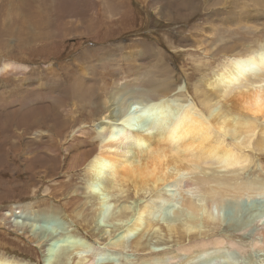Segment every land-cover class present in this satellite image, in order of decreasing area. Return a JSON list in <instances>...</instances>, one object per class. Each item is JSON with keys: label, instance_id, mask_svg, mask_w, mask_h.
I'll list each match as a JSON object with an SVG mask.
<instances>
[{"label": "rangeland", "instance_id": "374dc122", "mask_svg": "<svg viewBox=\"0 0 264 264\" xmlns=\"http://www.w3.org/2000/svg\"><path fill=\"white\" fill-rule=\"evenodd\" d=\"M0 5L3 6L0 28L4 38L0 82L6 84L0 85L5 87L0 89L1 139L8 137L14 128L1 124L10 117V98L5 93L10 77L13 83L17 82L22 94L23 111L18 119L23 120L28 114L45 119L40 138L34 137L31 130L17 140L19 153L10 155L4 148L2 154L6 157L0 164V208L30 202L37 207L34 211H39L47 208L41 204L45 202L60 211L58 220L33 216L28 211L18 216L22 217L20 221L31 226L29 228L37 235L42 231L65 235L67 228L76 229L65 235L61 244L60 241L53 244L50 260L45 264H80L92 260L95 264H264L263 152L246 150L243 153L248 155L251 163L228 171L205 172L206 176L230 181L232 190L223 189L220 183L199 185L198 190L192 183L187 187L169 184L158 196L146 195L138 201L129 196L131 199L126 203L113 200L102 207L88 194L81 193L79 189L84 187L85 171L71 169L68 159L74 158L73 152L67 159L62 150L64 143L73 147L78 144L77 138L65 137L71 130L70 120L76 113L80 114L79 92L90 90L94 96H99L102 91L110 94L116 88L138 84L140 79L147 84L152 76L153 79L168 80L172 89L182 86L186 98L193 99L195 87L227 65L225 57L243 54L258 44L264 46V0H0ZM17 54L20 55L18 61ZM12 63H17L15 65L23 72L11 68L2 71L3 64ZM30 69H35L34 75L28 74ZM35 75H40L41 80ZM104 99L102 96L101 101ZM173 99L168 116L179 104L178 98ZM137 111L132 112L136 114ZM159 114L158 110L145 112L136 121H155ZM84 123L93 129L91 119ZM263 126L264 123L258 122L256 134ZM48 128L56 129L58 136L53 132L51 137L46 131ZM259 139L260 135H255L254 140ZM27 150L43 160L36 157L29 160L31 155L23 153ZM25 161L31 162L32 169L24 167ZM65 167L70 171L68 178L62 171ZM39 173L44 175L43 183ZM72 176L77 177L74 183H64V186L58 183L61 180L67 182ZM100 187L103 189L102 184ZM75 189L78 193H73ZM210 189L217 190L220 195L226 194L222 207L212 208V221L205 219L209 209L205 193ZM189 202L199 210L197 213L190 210ZM84 203H88L85 214L86 219L90 216V221L88 219V223L77 227L73 215L80 212ZM118 205L129 207L128 219L113 221ZM144 206H150V211L146 209L140 227L143 229L145 220L150 217L153 228L150 231H141L140 227L137 231L132 230L130 226L137 210ZM92 211H95V217ZM191 218L198 219V226L193 229L196 233L188 234L184 225ZM14 219L11 222H16ZM174 225L177 231L168 232L167 228ZM216 248L219 249L217 252ZM205 249H210L211 254L203 258L192 257ZM1 257L12 264H43L38 249L4 227H0V260Z\"/></svg>", "mask_w": 264, "mask_h": 264}, {"label": "bare ground", "instance_id": "6f19581e", "mask_svg": "<svg viewBox=\"0 0 264 264\" xmlns=\"http://www.w3.org/2000/svg\"><path fill=\"white\" fill-rule=\"evenodd\" d=\"M2 7L3 6L0 5V10ZM35 19L38 20V18ZM2 31L3 29L0 28L1 55L4 40ZM48 34H50V32ZM48 34L46 35L47 38L49 37ZM8 55L9 53L7 52V56ZM19 56L18 54L16 55L17 61L20 60ZM81 58H83L82 55ZM225 58L227 60V65L223 67L221 71L219 70V73L214 74L212 78L207 81L203 80V84L196 86L195 91H193L194 98L191 100L186 98V93L181 90V85V87L172 89V85L168 80H157L153 79L152 76L151 78L148 77L149 82L147 84H143V79H140V84L116 88L110 94L102 91L99 96H94V92L90 90L79 92L80 110L78 112H80V114L76 113V117L70 120L71 130L65 137H69L73 140L77 138L78 144L73 147L70 146L69 143H64L62 150H64L67 159L73 152L74 158L70 157L68 159L71 161V169L76 171L80 169L82 171L83 169L85 171L86 180L84 181V187L79 189L81 193L84 194V196L88 194L97 204L103 207L104 204V206H106V204H109V202L113 200L114 202L123 200V202L126 203V201L132 197L137 198L135 200L138 201L141 197L143 198L146 195H152L153 197L158 196L160 194L159 191L169 184H181L187 187L192 183V186H195V189L198 190L199 185L220 183V186L223 185V189L229 188V190H232L233 183L216 179L214 175L206 176L205 172L207 170L228 171L244 163H251L248 155H244L243 153L246 150L264 153V126L259 129L256 134L258 122L264 123V46L258 44L255 48L249 49L243 54L233 53V55ZM15 64L17 65V63H12L11 65L3 64L2 71L8 70L9 68L15 72L20 70L21 68H18ZM64 68L65 67L62 66V69ZM20 72L23 71L20 70ZM28 72V74L34 75L35 69H30ZM35 78L39 80L40 75H35ZM53 80L55 81L56 79ZM16 83H13L12 77L7 80V92L5 93L7 97L10 98V117L5 123L1 124L6 128H14L5 139L2 140V136H0L2 140L0 141V164L3 163L6 157L2 154L5 147L6 152L10 155L19 153L20 148L19 144H17V140L28 135L31 130L34 137L40 138L41 133H43L40 129H42V125L45 126L44 117H38L36 114H28L24 116L23 120L18 119L21 111H23V106L20 97L22 94L19 93ZM2 84L6 86V84L1 81L0 85ZM200 86H203V88L201 87V89ZM2 88L5 87L0 86V89ZM56 88L58 87L56 86ZM61 88L62 87H60V89ZM79 89L81 88L79 87ZM2 93L3 92H1V94ZM102 96L105 99L101 101ZM174 97L178 98L177 101H179V104L173 111V114L168 116V108L171 107V103L175 101V99H173ZM138 105H140V108L137 107ZM83 108L85 109L84 111ZM133 110H135V112L136 110L138 111L134 114V112H132ZM157 110L160 111V114L158 116L159 118L155 121L151 120L148 122V119H143L139 122L136 121L139 119L140 115L144 116L143 114L145 112L149 113ZM42 114L44 115V113ZM88 119L92 120V127L94 130L89 128L88 123H84V120ZM61 127L63 130L64 123H62ZM46 131L50 133L51 137L53 132H55L56 136L59 134L56 129L52 130L48 128ZM255 135H260V139L254 140ZM51 137L49 139L50 145H52ZM46 151L48 152V150ZM23 153H29L31 155L28 158L29 160H32L34 157L38 158L40 161L43 160L31 150H27V152ZM53 157L54 159L56 158L55 155ZM66 158H64V160ZM23 164L26 169H32L31 162L25 161ZM62 171H64L68 178L70 171L68 172L66 167L63 168ZM37 175L40 177L41 183H43L44 175L41 173ZM76 180L77 177L72 176L67 182L61 180V182L58 183L64 186V183H74ZM100 184H102L103 189L100 187ZM69 188H72V185L69 186ZM73 193H78V189H75ZM225 195L226 194L220 195L215 189H210L205 193V197L209 201V209L205 213L206 218L204 217L206 220L212 221V208H221L222 202L225 200ZM129 196H131V198H129ZM41 204L46 205L47 208L45 210L34 211V208L37 207L30 202L15 203L14 205L0 208V227L8 229L12 233H17L18 236H21L22 239L38 249L41 254V262L45 264L50 260L49 254L54 246L53 244L59 241L61 244L65 235L74 233L76 229L67 228L68 231L65 235H52L43 231L41 232L43 235H37L34 230L29 228L31 226L28 227L26 223L20 221L22 217L18 216L30 211V214L32 213L33 216L35 214L47 220L56 221L59 219L60 211L58 209L49 206V204L45 202ZM87 204H82V209L79 213L74 214L73 212L74 223H77V227L82 223H88L90 216L86 219L85 214L88 211ZM188 207L194 214L199 211L190 202L188 203ZM146 209L150 211V206L148 208L144 206L142 210H137L138 213H135L137 216L134 222H132V226H130L132 230L137 231L138 227L142 226L140 224L142 219L145 218L143 215L146 213ZM128 210V206L120 205L115 219L111 220L116 222V219L125 220V218L128 217ZM91 213L92 216L95 217V211ZM13 217L16 222H11ZM61 217L63 216L61 215ZM149 219L150 217L148 220H145L143 224L145 227L143 229L140 227L142 229L141 231H150V229L153 228V224ZM197 220L193 218L184 225L188 234L193 231L195 232L193 229L198 226ZM127 222L126 224H128ZM120 225L122 226V224ZM167 229L168 232L172 233L177 231L175 225L169 226ZM125 231V233H127V230ZM132 233L133 231L131 235ZM136 233H139V230ZM76 243L78 245V242ZM109 244L111 245V243ZM140 244L141 243H139V245ZM80 245L82 246V242ZM136 245H138V243H136ZM253 246H257V244ZM74 247L73 251L75 249ZM84 248L87 249L86 246ZM137 250L139 251L138 247ZM218 250L217 248L215 249L216 252ZM215 251L213 253H215ZM210 252H212L210 249H205L196 252L195 256L192 257L203 258L210 255ZM0 261V264H12L9 260L7 261L6 258L1 257ZM95 263L94 260H92L80 264ZM13 264H17V262Z\"/></svg>", "mask_w": 264, "mask_h": 264}, {"label": "water", "instance_id": "95a60500", "mask_svg": "<svg viewBox=\"0 0 264 264\" xmlns=\"http://www.w3.org/2000/svg\"><path fill=\"white\" fill-rule=\"evenodd\" d=\"M100 262V260H98V262L97 263H99Z\"/></svg>", "mask_w": 264, "mask_h": 264}]
</instances>
